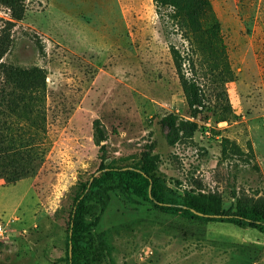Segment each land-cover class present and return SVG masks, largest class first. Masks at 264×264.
<instances>
[{
	"label": "rangeland",
	"instance_id": "1",
	"mask_svg": "<svg viewBox=\"0 0 264 264\" xmlns=\"http://www.w3.org/2000/svg\"><path fill=\"white\" fill-rule=\"evenodd\" d=\"M210 2L229 74L167 31L152 0H24L13 25L0 3V34L9 36L2 60L46 72L42 161L13 184L0 179V264H66L71 190L99 173L96 119L107 132L108 161L129 163L152 144L156 174L178 194L217 193L231 211L237 199L264 195V0ZM170 45L205 97L192 141L174 145L159 121L189 114ZM223 139L250 146L251 163L225 159ZM90 206L97 213L101 204ZM82 244L90 264H264L256 229L187 219L111 190Z\"/></svg>",
	"mask_w": 264,
	"mask_h": 264
},
{
	"label": "trees",
	"instance_id": "2",
	"mask_svg": "<svg viewBox=\"0 0 264 264\" xmlns=\"http://www.w3.org/2000/svg\"><path fill=\"white\" fill-rule=\"evenodd\" d=\"M162 26L186 41L192 54L199 50L216 68L229 74L220 36V23L210 0H152ZM9 9L13 21L22 18L24 0H0ZM9 45V36L0 34V179L6 184L32 175L44 155L40 148L45 132L44 99L45 69L24 67L2 60ZM170 55L188 109L189 118L174 113L163 116L159 124L165 130L168 145L192 141L198 130L196 118L205 106L204 94L197 81L183 70L185 56L170 45ZM195 52V53H194ZM188 56V55H187ZM191 57V56H188ZM192 64V59H189ZM227 108V107H226ZM225 120V119H221ZM93 141L99 147L97 175L78 182L71 190L65 239L66 264H90L81 253L83 235L91 232L103 213L108 190L124 197H136L150 202L157 209L201 222L230 223L250 227L264 235V195L253 203L237 199L235 211L225 209L217 193L185 190L183 194L170 189L157 174L158 156L154 146L146 145L129 163H113L106 157L107 132L98 119L93 121ZM225 159L238 157L246 164L253 160L252 149L243 151L228 139H223ZM252 167L258 169L255 164ZM101 204L91 213L92 204ZM89 216V220H86ZM69 247L71 248L69 256ZM84 257V258H83Z\"/></svg>",
	"mask_w": 264,
	"mask_h": 264
},
{
	"label": "built area",
	"instance_id": "3",
	"mask_svg": "<svg viewBox=\"0 0 264 264\" xmlns=\"http://www.w3.org/2000/svg\"><path fill=\"white\" fill-rule=\"evenodd\" d=\"M3 235H4V229L2 223L0 222V239L3 237Z\"/></svg>",
	"mask_w": 264,
	"mask_h": 264
},
{
	"label": "water",
	"instance_id": "4",
	"mask_svg": "<svg viewBox=\"0 0 264 264\" xmlns=\"http://www.w3.org/2000/svg\"><path fill=\"white\" fill-rule=\"evenodd\" d=\"M70 250H71V248L69 247V256L71 255Z\"/></svg>",
	"mask_w": 264,
	"mask_h": 264
}]
</instances>
